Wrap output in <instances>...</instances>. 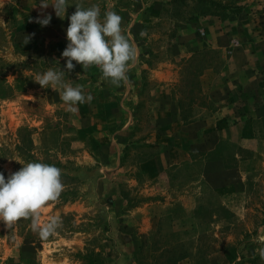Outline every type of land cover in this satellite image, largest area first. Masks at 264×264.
I'll use <instances>...</instances> for the list:
<instances>
[{
  "label": "rangeland",
  "instance_id": "374dc122",
  "mask_svg": "<svg viewBox=\"0 0 264 264\" xmlns=\"http://www.w3.org/2000/svg\"><path fill=\"white\" fill-rule=\"evenodd\" d=\"M213 1L226 8L68 0L63 19L50 4L41 26V0H0V173L42 162L64 184L40 216L61 218L55 236L41 240L30 219L0 222V264H264V62L249 69L239 51L264 47V0ZM75 4L122 17L138 58L120 87L96 66L66 71ZM204 23L228 37L226 51L188 46ZM49 68L91 103L68 112L59 90L34 81ZM235 68L253 75L238 86Z\"/></svg>",
  "mask_w": 264,
  "mask_h": 264
},
{
  "label": "clouds",
  "instance_id": "9594fccd",
  "mask_svg": "<svg viewBox=\"0 0 264 264\" xmlns=\"http://www.w3.org/2000/svg\"><path fill=\"white\" fill-rule=\"evenodd\" d=\"M53 7L57 17H65L68 0H41L40 15L35 22L41 26H48L51 14H44V10ZM33 7H36L33 6ZM76 10L69 17L70 23L66 30L68 44L62 52L66 59V71L71 72L75 64H79L85 71L93 66L101 70V79L111 85L120 87L127 82V73L138 58V48L134 41L127 36L122 27V17L115 11L104 13L101 20L99 5L84 8L75 4ZM41 16L43 18H41ZM34 34L24 36L22 44H28ZM141 38L146 36L141 31ZM65 71L49 68L38 74L34 81L41 88L59 90L60 100L67 106L66 110L75 114L77 106L91 103L94 97L85 95L84 86L73 87L64 81ZM62 170L58 167L42 162H29L11 175L7 180L0 173V222L10 229L21 219L31 220L32 230L38 233L41 240H48L56 235L62 227L59 216L51 217L46 223H40L42 211L50 203L59 200L64 191ZM259 255L264 260V248L259 249Z\"/></svg>",
  "mask_w": 264,
  "mask_h": 264
},
{
  "label": "crops",
  "instance_id": "0c3cea01",
  "mask_svg": "<svg viewBox=\"0 0 264 264\" xmlns=\"http://www.w3.org/2000/svg\"><path fill=\"white\" fill-rule=\"evenodd\" d=\"M202 26H203L202 29H204L203 34H205V36L202 38H199L200 35L199 36L195 35V38L191 39L190 44L188 46H190L191 48H193V47H195V48L199 47L200 48L202 46H207L210 43V44L216 45L219 48H222L223 51H226V49L229 48L227 45L229 42L228 37L223 36L221 34V32L215 31L214 28L209 25V23H204V24H202ZM249 43L245 42V45H244L245 50L241 49L239 51L241 53H244L245 55L250 54V56H251L250 60H249V62H250L249 69H250L251 68L250 66L254 61L257 62V60H261L262 62H264V60L261 58V54H264V47L259 46L256 48L254 45L252 47V46H250L251 44L248 45ZM241 44H242V42H241ZM253 51H255V53H253ZM258 53H260V54L258 55ZM234 67H235V65L233 63V60L230 59V62H227V65H226L227 73L230 74L234 70ZM235 69L237 71H235V75L232 76V78H230V79L233 81V79L236 78L238 86H239V82L242 84V82H245L244 80H246L248 78L250 79V76L253 75L252 72L247 70L248 68L245 70H242V69L240 70L237 68H235ZM237 76H239V79L237 78ZM189 157L191 158L190 153H189ZM160 158H162V156ZM162 160H163V158H162ZM164 166H166V165H164Z\"/></svg>",
  "mask_w": 264,
  "mask_h": 264
},
{
  "label": "trees",
  "instance_id": "16d2710c",
  "mask_svg": "<svg viewBox=\"0 0 264 264\" xmlns=\"http://www.w3.org/2000/svg\"><path fill=\"white\" fill-rule=\"evenodd\" d=\"M202 1L210 3V4L214 5V6L219 7V8H226V6H223L222 4H219V3H217V2H215L213 0H202ZM231 259H232V257H231Z\"/></svg>",
  "mask_w": 264,
  "mask_h": 264
}]
</instances>
